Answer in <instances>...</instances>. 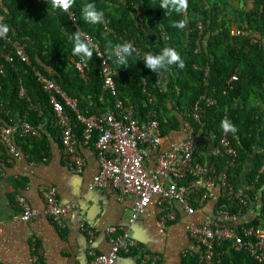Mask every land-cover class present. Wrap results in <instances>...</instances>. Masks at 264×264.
<instances>
[{"label":"trees","instance_id":"trees-1","mask_svg":"<svg viewBox=\"0 0 264 264\" xmlns=\"http://www.w3.org/2000/svg\"><path fill=\"white\" fill-rule=\"evenodd\" d=\"M218 1L189 0L186 13L172 12L171 15H165L159 8L161 0H75L70 11L81 29L99 42L110 64L120 72V77L116 78L117 98L133 105L139 118H147L151 108L143 94L142 78H147L153 85L157 74L135 53L127 58L126 67L117 65L115 57L109 55V45L114 50L116 45H121V38H126L136 41L146 53L159 54L164 47H172L180 54L185 67L173 65L163 72L165 90H155L163 134L176 128L181 117L198 128V122L188 115L199 102L204 110L201 120L207 123L210 131L208 139L202 140L195 154V159L203 162V156L201 159L199 156L207 153L208 146L217 144L223 136L221 122L225 118L231 121L238 131L235 134L229 132V138L239 157L236 161L229 155L212 160L217 174H227L239 193L245 177L247 184H253L259 176L256 189L246 195L248 206L242 211L245 214L251 199L256 198L264 187V173L259 174L264 159V0H244L243 8L240 7L241 0H225L223 5ZM86 3H94L105 13L102 23L93 25L83 20L81 7ZM0 16L11 29L5 38H0V51L12 48L10 40H19L27 44L32 62V67L18 61L14 65L6 63L5 74H0L1 124L14 126L27 118L30 123L40 126L52 119L50 96L38 83L33 67L55 79L64 91L76 98L83 114L116 111V98L102 90L101 61L94 49L92 58L87 61L91 70L88 83L81 79L75 68V62L80 58L72 55L70 37L76 30L68 13L51 9L48 0H0ZM181 19L186 20L187 26L184 29L173 27ZM199 23L204 28L203 34ZM235 28L238 34H235ZM243 28L251 32L250 36L242 33ZM200 37L201 44L198 42ZM252 37L259 41L253 42ZM235 74L238 80L230 82ZM22 87L26 90L25 98L20 96ZM255 98L258 102L254 103ZM208 99L213 105L208 106ZM31 105L40 107L44 113L40 115L30 109ZM83 128L75 120L78 134H82ZM16 144L25 155L36 159L46 151L44 143L36 138L18 136ZM0 148L3 152L0 158L7 161V148L1 143ZM254 153L253 167L246 175V160ZM219 204L226 205L225 209L231 214L239 211L235 200L221 198ZM260 212L261 216L236 227L238 231L253 229V236L247 238L252 242L258 240V233H264V191ZM215 252L217 264H262L259 257L264 258V248L253 253L250 248L237 250L230 242L222 248L217 247ZM192 263L197 264V261Z\"/></svg>","mask_w":264,"mask_h":264},{"label":"built area","instance_id":"built-area-1","mask_svg":"<svg viewBox=\"0 0 264 264\" xmlns=\"http://www.w3.org/2000/svg\"><path fill=\"white\" fill-rule=\"evenodd\" d=\"M68 14L73 21L75 30H79L82 39L91 42L101 61L102 90L116 98V111L97 115L83 114L76 98L64 91L55 79L33 67L38 83L50 96L49 105L52 119L46 120V123L40 126L30 123L27 118L14 126H6L0 122V143L8 150V161L12 163L23 155L16 145V137L43 139L45 130L53 128L58 132L63 155L69 168L80 174L87 170V161L80 147L91 145L94 135L97 134L93 147L98 157L99 172L93 178L90 189L115 188L120 190L123 195L135 196L136 201L132 209L133 221L142 216L154 199H157L159 205L178 202L188 214L192 215L196 211V206L191 199L192 194L196 195L198 206H202L207 200L215 197V190L219 187L223 196L227 195L229 201L238 202L239 211L237 214H231L225 209L227 206L223 205L224 208L213 215L210 221L193 228L195 241L200 245L201 250L199 264H215V249L226 245L227 242L234 245L237 250L250 248L253 253L264 248V234L258 233V240L252 242L247 238L253 236V229L243 228L238 231L235 228L246 202L241 194H236L233 191L228 177L217 175L214 165L195 160V152L208 132L205 124L198 128H192L193 132L188 134L189 136L183 143L174 145L167 153H162L160 149L164 144V134L159 121L155 90L162 91L163 74L160 73L156 76L153 85L148 82L147 78H142L141 87L144 95L148 97L151 108L147 118L137 117L133 105L126 104L117 98L116 78L120 77V72L110 64L109 58L101 50L99 42L81 29L73 12L69 10ZM199 28L203 33V26L200 25ZM10 42L12 50L0 51V74H5L6 63L14 65L18 61L32 67L27 44L19 40H10ZM126 42L131 43L136 49L134 53L144 60L147 53L137 45L136 41L121 38V44ZM75 68L81 79L88 83L90 81V65L78 61L75 62ZM233 79L236 80L237 77L235 76ZM20 96L21 98L26 97V90L23 87L20 90ZM207 102L208 105L212 104L209 100ZM30 109L38 111L40 115L44 113L40 107L34 105H31ZM200 111L201 105L197 103L193 118L198 123H201ZM75 120L82 125V128L84 127L82 134L75 131ZM203 147L206 148L207 145H203ZM208 149H212L211 155L214 157H220L223 154L233 158L238 156L229 138V132L223 131V136L218 143L211 147L208 146ZM43 160L46 159L43 158ZM152 160H155L156 166L151 173L147 169V163ZM263 172L264 162L260 170V173ZM167 175L174 176V179L165 185L160 182V179ZM42 194L45 201L43 211L32 207L24 197L19 198L17 206L21 209L19 214L21 221L30 222L44 216L60 227H64V219L77 205L75 203L63 205L59 199L57 187H43ZM168 218L176 220V211L169 212ZM162 224H167L166 217L163 218ZM3 227L4 224L0 221V232ZM81 229L91 235L90 238L97 233L83 224H81ZM118 231L124 232L123 236H117ZM107 233L116 235L111 239L110 252L107 254L91 252L94 258L90 264H115L121 253L130 251V246L135 245L134 241L130 242L131 244L127 241L128 234L124 228L110 227L107 229ZM91 241H93L92 238ZM259 260L264 264L263 257H259Z\"/></svg>","mask_w":264,"mask_h":264},{"label":"crops","instance_id":"crops-1","mask_svg":"<svg viewBox=\"0 0 264 264\" xmlns=\"http://www.w3.org/2000/svg\"><path fill=\"white\" fill-rule=\"evenodd\" d=\"M178 120L179 125L164 135L162 153L183 143L193 132L188 119L181 117ZM39 140L46 147L39 159L24 153L12 163L0 158V221L4 224L0 232V264H90L94 258L91 252L107 254L112 247V237L123 236L121 231L109 235L107 229L110 227L124 228L128 234L127 241L135 242L130 251L120 254L115 264H193V260L199 264L200 245L195 241L193 228L216 215L223 198L219 187L215 190V197L202 206H198L196 195L192 194L191 199L196 206L193 215L187 214L178 202L159 205L154 199L142 216L132 221L135 196L123 195L115 188L90 189L99 172L93 146L80 147L87 161V170L79 174L69 168L56 130L46 129L44 138ZM2 153L0 148V156ZM202 156L204 163H212L208 153L199 158ZM255 157L256 153L246 160L244 174L253 167ZM155 166V160L147 163L151 173ZM173 179L174 176L167 175L160 182L167 185ZM43 187H57L63 205H77L64 219V227L44 216L30 222L21 221V209L17 206L19 198L24 197L32 207L43 211ZM263 191L261 188L256 198L251 199L248 210L241 214L237 225L261 216ZM173 210L176 211V220L168 218ZM164 217L167 218L165 225L162 224ZM81 224L94 233L97 231L91 237L93 241L91 235L81 229Z\"/></svg>","mask_w":264,"mask_h":264},{"label":"clouds","instance_id":"clouds-1","mask_svg":"<svg viewBox=\"0 0 264 264\" xmlns=\"http://www.w3.org/2000/svg\"><path fill=\"white\" fill-rule=\"evenodd\" d=\"M48 3L50 5L51 9H54V10L59 9L65 13H68L69 10L75 4V0H48ZM188 7H189V0H161L160 5H159V8L164 10L165 15H171L172 12H175L178 14L186 13ZM81 14H82L83 20L86 23L93 24V25L102 23L104 20V16H105V13L102 10H98L94 3H86V4L82 5ZM199 24L202 25L201 23H199ZM186 26H187V22L184 19H181V20H179L173 24V27L178 28V29H184ZM245 29L246 28H243L242 33L245 36H250L251 32L249 30H247V29L245 30ZM10 30H11L10 26L3 22V17H0V38H5L8 35V33L10 32ZM234 31H235V34H238L237 28H235ZM200 36H201V33H200ZM70 38L73 41L72 55L79 57L80 61L82 63H87V61L90 60L93 56V50H92L93 45L91 44V42L87 41L86 39H82V36H81V33L79 32V30L74 32ZM252 38H253V42L259 41L258 38L257 39H255L254 37H252ZM201 40H202V37H200L198 39V42L200 44L202 43ZM108 51H109L110 56L115 57L114 62L117 65H119L121 67H126L127 63H128L127 58L132 56L133 53L136 52V49L134 48V46L131 43L126 42V43L121 44V45H116L114 50H112L111 46L109 45ZM143 61H144L145 65L148 69H151V71L157 75L162 73L163 77H165V73H163V72H167L169 70V68L173 65H176L181 69H183L185 67L184 61L182 60L180 54L172 47H164L159 52V54H153V53L149 52L144 56ZM77 66L79 67V65H77ZM235 76L237 77L236 80L233 79V77H235ZM233 77L231 78L230 82L238 80V76L236 74ZM163 81H164V79H163ZM161 87L163 89V85H161ZM163 90H165V88ZM155 98H156V95H155ZM209 101L212 104H210L208 106L213 105V101H211V100H209ZM197 103H199V102H197ZM196 104H195V106H196ZM195 106L193 107V112H191V114L188 115L189 117L190 116L192 118L194 117ZM202 112H204V110L201 108L200 115H199L200 119H201V117L203 118V115H204ZM159 121L161 124V116L160 115H159ZM165 121H168V119H166ZM166 123H168V122H166ZM198 124H199L198 127H201V126H203V124H205V128L208 132H207V135L205 136V138H203L202 140H207L208 139V133H210L209 129H207L208 128L207 123L202 122V120H201V123H198ZM191 127L194 128L192 126V124H191ZM221 127L225 133L231 132V133L235 134L238 131L236 126L231 121H229L228 119H224L221 122ZM208 150L209 151H207V153L210 155V158L212 160L214 157L211 155L212 149L211 150L208 149ZM196 152H195V154H196ZM224 155H226V154H223L222 156H224ZM194 157H195V155H194ZM238 157H239V155L236 158H238ZM236 158H233V160H235ZM263 162H264V159H263ZM210 165L215 166V164L213 163V160H212V163H210ZM262 166H263V163H262ZM262 166H261V168H262ZM261 168H260V170H261ZM215 169H216V167H215ZM260 170H259V174H263L264 172L260 173ZM249 171L246 173V175L249 173ZM217 175H219V176L226 175L227 176V174H225V173L217 174ZM228 180H229L230 185L233 188V191L236 194H241L243 199L245 200L246 205L244 206V208L247 207L248 204H247V200L245 199L246 195L249 192H253L256 189V185H257V182L259 180V176L257 177L256 182H254L253 184H247L246 183V177H245L244 178V185H243L244 188L240 189V193L236 191L235 184L232 182V180L229 177H228ZM249 188H251V189H249ZM262 188H264V187H262ZM222 197L228 198L227 195L223 196V194H222ZM221 208H224L223 204H219V208H218L216 214L220 211ZM244 208H243V210H244ZM237 213H234V214H237ZM189 215H191V214H189ZM240 216H239V218H240ZM211 219H212V217H211ZM134 221H136V220H134ZM237 223L235 224V228L237 227ZM262 234H264V233H262ZM222 247H224V246H221L220 248H222ZM200 252H201V250H200ZM119 257H120V255H119ZM215 257H216V252H215Z\"/></svg>","mask_w":264,"mask_h":264},{"label":"rangeland","instance_id":"rangeland-1","mask_svg":"<svg viewBox=\"0 0 264 264\" xmlns=\"http://www.w3.org/2000/svg\"><path fill=\"white\" fill-rule=\"evenodd\" d=\"M216 1H217V0H216ZM233 1H234V0H232V2H233ZM241 1H242V0H241ZM218 2H220L222 5L226 3L225 0H223V1L220 0V1H218ZM220 6H221V5H220ZM243 6H244V5H243ZM250 6H251V1H249V4H248V7H250ZM240 7L243 8V7L241 6V3H240ZM257 98H258V97H257ZM257 98L254 99V103L259 101V98H258V101H257Z\"/></svg>","mask_w":264,"mask_h":264},{"label":"water","instance_id":"water-1","mask_svg":"<svg viewBox=\"0 0 264 264\" xmlns=\"http://www.w3.org/2000/svg\"><path fill=\"white\" fill-rule=\"evenodd\" d=\"M243 5H244V0L241 1V6L243 7Z\"/></svg>","mask_w":264,"mask_h":264}]
</instances>
